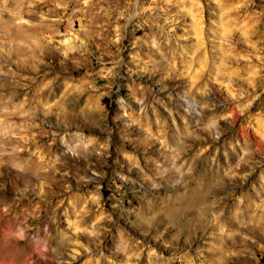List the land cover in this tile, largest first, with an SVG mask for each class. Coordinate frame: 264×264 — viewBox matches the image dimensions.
Listing matches in <instances>:
<instances>
[{"label":"rangeland","instance_id":"1","mask_svg":"<svg viewBox=\"0 0 264 264\" xmlns=\"http://www.w3.org/2000/svg\"><path fill=\"white\" fill-rule=\"evenodd\" d=\"M89 263L264 264V0H0V264Z\"/></svg>","mask_w":264,"mask_h":264},{"label":"bare ground","instance_id":"2","mask_svg":"<svg viewBox=\"0 0 264 264\" xmlns=\"http://www.w3.org/2000/svg\"><path fill=\"white\" fill-rule=\"evenodd\" d=\"M10 102V101H9ZM169 137V136H168ZM169 139V138H168ZM170 141L172 142V144H174L175 142H174V140L172 139V138H170ZM170 144V143H169ZM176 145V144H175ZM177 146V145H176ZM178 147V146H177ZM2 155V154H1ZM16 164V163H15ZM175 170V169H174ZM182 170V169H181ZM185 171V170H184ZM163 172V171H162ZM164 173V172H163ZM167 173H171V171H168ZM182 173V172H181ZM173 175V174H172ZM160 176H162V174L160 175ZM167 178V177H166ZM167 180V179H166ZM163 182H164V180H163ZM167 183V182H166ZM163 184H165V183H163ZM194 194V193H193ZM201 193H199V195H200ZM203 194V193H202ZM201 194V195H202ZM194 198H195V195L193 196ZM197 198V197H196ZM201 199V198H200ZM185 200V199H184ZM187 200H188V197H187ZM194 200H196V199H194ZM193 200V201H194ZM202 200H204V199H202ZM160 201V200H159ZM200 202V201H199ZM150 204V203H149ZM203 205V204H202ZM192 206V205H191ZM195 206H197L198 207V209H199V212H200V214H202V212H203V207L202 208H200V206H201V203L200 204H198V202H197V204L195 205ZM44 230V229H43ZM36 235V234H35ZM45 235V234H44ZM48 235V234H47ZM56 235V234H55ZM80 235V234H79ZM79 235H77V236H79ZM39 236V235H38ZM37 236V237H38ZM57 236V235H56ZM84 236V235H83ZM40 237V236H39ZM52 237V236H51ZM55 237V236H54ZM86 237V236H85ZM44 238V237H43ZM90 238V237H89ZM30 239V238H29ZM45 239V238H44ZM51 240V239H50ZM36 241V240H35ZM47 241V240H46ZM55 241V240H54ZM131 241V240H130ZM27 242V241H26ZM31 242H33V239L31 240ZM30 243V242H29ZM35 244V243H34ZM47 244V243H46ZM51 244V243H50ZM124 244V243H123ZM122 244V245H123ZM32 245V244H31ZM38 245V244H37ZM52 245H54V244H52ZM130 245H132V243L131 242H129V244H128V246L130 247ZM35 246V245H34ZM73 246V245H72ZM76 246V245H75ZM39 247V246H38ZM46 247V246H45ZM56 247V246H55ZM80 247V246H79ZM132 247V246H131ZM130 247V248H131ZM134 247V246H133ZM28 248V247H27ZM52 248V247H51ZM72 248V247H71ZM57 249V248H56ZM78 249V248H77ZM82 249V248H81ZM49 250V249H48ZM61 251V250H60ZM34 252V251H33ZM32 252V253H33ZM57 252V251H56ZM75 252V251H74ZM78 253V252H77ZM60 254V253H59ZM76 254V253H75ZM29 256V255H28ZM28 256H26V257H28ZM30 256H32V255H30ZM28 259V258H27ZM20 263V262H19ZM88 263V262H87ZM90 264V263H89Z\"/></svg>","mask_w":264,"mask_h":264}]
</instances>
